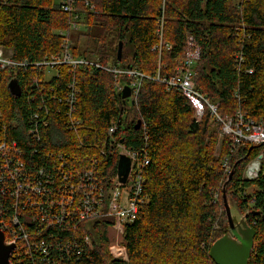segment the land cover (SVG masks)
Listing matches in <instances>:
<instances>
[{"label": "trees", "instance_id": "obj_1", "mask_svg": "<svg viewBox=\"0 0 264 264\" xmlns=\"http://www.w3.org/2000/svg\"><path fill=\"white\" fill-rule=\"evenodd\" d=\"M86 1L92 9L85 0H76L75 8L83 18L69 36L72 53L123 71L131 64L146 78L126 110L128 101L117 92L112 72L88 68L74 73L68 67L59 68V77L51 79V84L65 96L64 87L76 79V116L84 128L78 138L67 130L66 116L55 114L50 126L41 131L40 145L51 153L99 158L113 177L118 154L106 144L108 131L112 120L127 116L128 123L115 137L124 136L126 145L136 150L147 145L151 165L143 193L148 204L125 226L123 243L129 262L111 256L107 231L96 226L91 235L99 239H93V250L86 251L80 264H215L209 251L229 232L222 197L229 176L226 161L231 170L237 164L227 186L228 200L247 215L248 225L256 231L249 264H264V177L243 180L246 166L261 148L241 145L232 153L231 142L224 137L217 152L221 124L207 110L200 122L195 120V110L182 93L154 80L158 75L161 79L175 75L192 37L201 49L194 69L196 89L219 104L218 114L224 121L237 111L260 121L264 118V0ZM58 3L0 0V47L10 51L15 62L33 66L62 54L60 32L70 31L71 17ZM120 42L123 53L118 62ZM32 66L0 71V114L7 121L9 139L17 141L25 153L38 146L28 133L36 110L27 102L33 88L31 76L40 74ZM120 79L131 82L125 76ZM12 80L21 86L19 97L8 90ZM139 120L146 125V134L143 127L135 130ZM14 121L18 126L13 129ZM40 155L45 158L48 152ZM250 187H255L253 204L244 197ZM84 233V227H78V234Z\"/></svg>", "mask_w": 264, "mask_h": 264}, {"label": "built area", "instance_id": "obj_2", "mask_svg": "<svg viewBox=\"0 0 264 264\" xmlns=\"http://www.w3.org/2000/svg\"><path fill=\"white\" fill-rule=\"evenodd\" d=\"M58 1L60 9L71 17L70 31L60 32L64 38L62 54L32 66L15 62L12 53L0 47V71L32 66L40 73L31 76L30 86L33 88L27 99L28 105L36 109L31 114L28 133L38 146L25 153L17 141L9 139L7 121L0 114V231L5 245L14 247L10 253V264H80L86 251L93 250V239H99V235H91L96 226L102 231L112 230L121 237L115 247L111 246L110 254L116 260L129 262L123 235L125 226L135 221L142 207L148 204L147 197L143 195L151 165L148 146L136 150L126 145L124 136L121 140L116 139L128 123L127 116L111 121L106 144L116 149L118 162L121 156L130 161L129 175L122 183L118 163L114 176L109 177L99 158L43 150L40 145L41 131L50 126L55 114L66 116L67 130L78 138L77 134L84 128L82 120L76 116L79 95L76 79L73 78L64 87L65 96H61L62 90L51 84V79L59 77V68L68 67L74 73L88 68L112 72L120 95L126 86L131 89V96L127 99L131 104L125 105L126 110H130L136 101L146 76L138 70L104 67L96 60L75 56L69 36L72 31L78 30L76 21L82 15L75 8L76 0ZM85 4L92 9L88 1L85 0ZM159 34L162 38L161 31ZM186 47L185 57L179 62L175 75L164 79L158 75L154 80L165 84L168 90L182 93L192 104L198 121L206 110L209 111L221 124L222 136L229 138L232 153L241 145L261 148L257 157L246 166L243 180L255 181L264 177V118L255 121L248 113L237 111L233 118L224 121L218 114L219 104L211 103L196 89L194 69L201 57L200 47L192 37ZM237 57L241 64L242 56ZM47 72L53 75L48 76ZM248 73L253 74V71ZM122 76L130 80V84L122 83ZM10 126L17 128L18 123L14 121ZM142 127L146 134V125L142 123ZM145 140L147 143L148 136ZM43 152H48L45 158L40 155ZM100 154L106 157V150L101 149ZM225 167L230 173L228 161ZM244 197L250 199V204L255 202L254 192L249 196L245 191ZM78 227H84L85 233L78 234Z\"/></svg>", "mask_w": 264, "mask_h": 264}, {"label": "water", "instance_id": "obj_3", "mask_svg": "<svg viewBox=\"0 0 264 264\" xmlns=\"http://www.w3.org/2000/svg\"><path fill=\"white\" fill-rule=\"evenodd\" d=\"M122 53L123 44L120 42L117 51L118 62L122 59ZM128 69H133L131 64ZM8 88L13 96L19 97L21 95V86L17 80H12ZM130 96L131 89L126 86L122 92V99L126 101ZM141 124L142 121L139 120L135 130H139ZM240 162L241 160L238 163ZM236 165L232 168L222 188V197L228 220L229 232L215 242L209 251V255L215 264H249L254 247L255 229L248 225L247 215H243L238 209L237 211L232 209L227 197V186L235 174ZM129 172L130 161L125 156H121L118 162V173L122 183L126 182ZM256 215L260 214L256 213ZM13 248L14 247L5 245L4 235L0 231V264H10L9 258Z\"/></svg>", "mask_w": 264, "mask_h": 264}, {"label": "rangeland", "instance_id": "obj_4", "mask_svg": "<svg viewBox=\"0 0 264 264\" xmlns=\"http://www.w3.org/2000/svg\"><path fill=\"white\" fill-rule=\"evenodd\" d=\"M83 18V17H82ZM81 18V19H82ZM74 31H72V33H73ZM47 74H48V76H51V75H53V73L52 72H47ZM131 103H130V100H128V105H130ZM195 120H197L196 119V116H195ZM202 120V119H201ZM200 120V121H201ZM198 121V120H197ZM199 121V122H200ZM220 134H219V141H218V145H217V147H216V151L217 152H220V150H221V141H222V139L224 138L223 136H222V134H221V129H220V132H219ZM247 193H248V195L249 196H251L252 195V192H255V187H250V188H248L247 190ZM230 202V204H231V207H232V209L234 210V211H237V207H236V205H234L231 201H229ZM226 213V212H225ZM227 217V216H226ZM228 221V220H227ZM229 228V227H228ZM107 236H108V238H109V241H110V244H111V246L112 247H115V245L119 242V241H121L122 239H121V237H119L114 231H112V230H109V231H107ZM224 237V236H223ZM218 241V240H217ZM216 241V242H217Z\"/></svg>", "mask_w": 264, "mask_h": 264}]
</instances>
